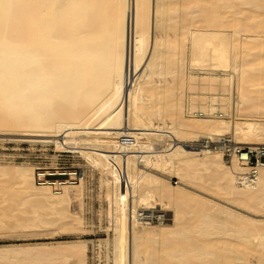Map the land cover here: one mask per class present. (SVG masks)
<instances>
[{
	"label": "bare ground",
	"instance_id": "1",
	"mask_svg": "<svg viewBox=\"0 0 264 264\" xmlns=\"http://www.w3.org/2000/svg\"><path fill=\"white\" fill-rule=\"evenodd\" d=\"M221 139L264 147V0H0V142L99 175L111 264H264V166L246 178ZM34 168L0 165V207L25 208L0 225L86 233L84 181L54 195ZM87 260L82 242L0 249V263Z\"/></svg>",
	"mask_w": 264,
	"mask_h": 264
},
{
	"label": "rangeland",
	"instance_id": "2",
	"mask_svg": "<svg viewBox=\"0 0 264 264\" xmlns=\"http://www.w3.org/2000/svg\"><path fill=\"white\" fill-rule=\"evenodd\" d=\"M19 139V138H18ZM52 146H44L40 144H29L23 142H0V165H16V166H31V167H55L64 166L69 169H83L86 179L84 181V212L82 213L83 228L86 233L73 235H48L39 231L35 236L22 235L20 238H14L17 230H10L9 227L14 226L15 220L6 218L5 222L8 225H0V249L12 248L20 246H38L56 244L58 242H82L87 244V264H111L109 255L101 241L106 239L105 229L107 227V216L111 213V206L107 202L106 188L100 181L99 175L88 168L83 167V162L72 154H58L64 157L58 158L56 161ZM57 159V160H58ZM174 187H177L179 180L170 181ZM199 193H204L197 190ZM214 191V190H213ZM213 194V195H212ZM211 195H207L215 200L219 205V194L214 191ZM202 201H205L201 198ZM221 202H223L221 200ZM224 203V202H223ZM0 209H4L9 216L18 219H23L24 215L20 212L25 211L24 207L14 206L11 203H5ZM6 209V210H5ZM16 210V211H15ZM19 211V212H18ZM187 221V218L185 219ZM8 228V230L6 229ZM0 264H10L2 262Z\"/></svg>",
	"mask_w": 264,
	"mask_h": 264
},
{
	"label": "built area",
	"instance_id": "3",
	"mask_svg": "<svg viewBox=\"0 0 264 264\" xmlns=\"http://www.w3.org/2000/svg\"><path fill=\"white\" fill-rule=\"evenodd\" d=\"M197 85L192 88L195 93ZM89 146L93 149H98L99 139L94 134L90 136ZM213 149L219 151L224 159H235L237 162L245 167L248 171L244 175L248 179H253L258 175V169L260 166H264V147L249 148L246 146L235 145L229 139H221L215 145H212ZM234 156V157H233ZM64 156L58 155L55 160L60 161L58 158ZM58 159V160H57ZM55 167H35L33 172L34 183L39 187H46L51 190L54 195H60L63 189L68 186L79 185L85 181L86 175L83 169H69L64 165ZM175 179H172V181ZM126 197V188H124Z\"/></svg>",
	"mask_w": 264,
	"mask_h": 264
}]
</instances>
